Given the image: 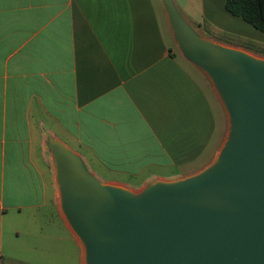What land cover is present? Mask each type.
Returning <instances> with one entry per match:
<instances>
[{
    "label": "crops",
    "instance_id": "1",
    "mask_svg": "<svg viewBox=\"0 0 264 264\" xmlns=\"http://www.w3.org/2000/svg\"><path fill=\"white\" fill-rule=\"evenodd\" d=\"M170 2L189 26L264 41L226 0H0V264H72L79 248L87 264L61 147L89 175L137 188L216 161L230 116L181 48Z\"/></svg>",
    "mask_w": 264,
    "mask_h": 264
},
{
    "label": "water",
    "instance_id": "2",
    "mask_svg": "<svg viewBox=\"0 0 264 264\" xmlns=\"http://www.w3.org/2000/svg\"><path fill=\"white\" fill-rule=\"evenodd\" d=\"M169 9L182 48L214 76L236 115L225 161L198 182L160 186L135 202L61 147L67 209L92 264H264V65L201 41L171 2Z\"/></svg>",
    "mask_w": 264,
    "mask_h": 264
},
{
    "label": "rangeland",
    "instance_id": "3",
    "mask_svg": "<svg viewBox=\"0 0 264 264\" xmlns=\"http://www.w3.org/2000/svg\"><path fill=\"white\" fill-rule=\"evenodd\" d=\"M194 18L195 19H201L198 16H194ZM190 27L194 31L196 36L201 41L207 42V43H213V44L218 45V46H223L226 49L239 50L243 54L247 55V57L249 59H251V61L253 63H256V64L262 66V64H260L259 60H264V55L263 54L256 53V52L248 50V49H246L244 47H240V46H235V45H232V44L224 43V42H222L220 40H217V39H214V38H211V37L207 36L202 30H200L196 26H190ZM166 35L169 37L170 41H172L171 37L168 34H166ZM176 36H177V39L179 41L177 32H176ZM220 91H221V94H222V97H223V100H224V105L226 107V109L224 110V113H226V116H230V122L232 121L233 124H234V135H235L236 130H237V123H238L236 115H235L231 105L229 104L228 100L226 99V96L223 94V91L221 89H220ZM219 114H220V112H219ZM230 130H231V128H230ZM234 135H233V139H232V142H231V146L233 145V142H234ZM227 143L228 142L225 143V145L223 146V148H222L220 153H222L225 150V147H226ZM229 150L227 151V154L229 153ZM215 163H216V161L214 163H212L211 165H209V167H207L203 171L198 172L197 174H192V175L183 176V177H177V178H170V179L169 178L168 179L167 178H157V179L153 180V182H152L150 187L137 188V187L128 186V185L120 183L118 181H111V180L109 181V180H107V178L103 179L102 177H95V176H93V178L95 180H97L103 187H105L107 190H110V191H116V192H119V193H124V194H127L128 196L131 193H140V192H145L147 195H149L152 192L153 189L159 188L161 186L162 182L173 183V182H184V181H186L188 179L192 180V182H190L188 184H185L184 186L189 185L191 183L198 182V181L203 179V177L205 176L203 174L206 173L207 170H209L211 167H213L215 165ZM86 170H87L88 173L91 172L90 169L86 168ZM59 178L61 179L60 172H59ZM72 264H82V261H81V249L80 248L77 249L76 252H73Z\"/></svg>",
    "mask_w": 264,
    "mask_h": 264
},
{
    "label": "trees",
    "instance_id": "4",
    "mask_svg": "<svg viewBox=\"0 0 264 264\" xmlns=\"http://www.w3.org/2000/svg\"><path fill=\"white\" fill-rule=\"evenodd\" d=\"M226 8L235 16L245 21L264 33V0H226ZM203 31L224 43L244 47L264 55V41L223 30L208 20L200 24Z\"/></svg>",
    "mask_w": 264,
    "mask_h": 264
},
{
    "label": "bare ground",
    "instance_id": "5",
    "mask_svg": "<svg viewBox=\"0 0 264 264\" xmlns=\"http://www.w3.org/2000/svg\"><path fill=\"white\" fill-rule=\"evenodd\" d=\"M259 62H260V64L264 65V60H259ZM233 135H234V124L231 121V130H230V133L228 136V140H227L228 143L226 144L225 150L218 155L215 165L213 167H211L209 170H207V172L204 173L203 175H208L209 173L215 171L225 161L227 151L231 147ZM59 170H60V167H59ZM190 182H192L191 179H188L184 182H173V183L162 182L161 186L166 187V188H177V187H181L185 184H188ZM129 195L134 199L135 202H142V201H144L147 194L145 192H140V193H131ZM85 248H86V254H87V258H86L87 264H92L91 254H90L91 253V247L89 246L87 241H85Z\"/></svg>",
    "mask_w": 264,
    "mask_h": 264
}]
</instances>
